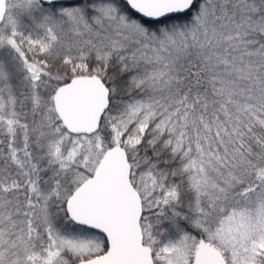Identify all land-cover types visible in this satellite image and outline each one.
<instances>
[{
    "label": "snow or ice",
    "instance_id": "1",
    "mask_svg": "<svg viewBox=\"0 0 264 264\" xmlns=\"http://www.w3.org/2000/svg\"><path fill=\"white\" fill-rule=\"evenodd\" d=\"M0 264H264V0H0Z\"/></svg>",
    "mask_w": 264,
    "mask_h": 264
}]
</instances>
